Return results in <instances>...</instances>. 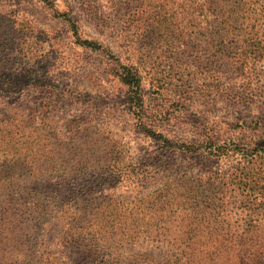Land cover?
I'll use <instances>...</instances> for the list:
<instances>
[{"label": "rangeland", "instance_id": "rangeland-1", "mask_svg": "<svg viewBox=\"0 0 264 264\" xmlns=\"http://www.w3.org/2000/svg\"><path fill=\"white\" fill-rule=\"evenodd\" d=\"M260 127L264 0H0V264H264L235 251L258 201L201 153Z\"/></svg>", "mask_w": 264, "mask_h": 264}, {"label": "trees", "instance_id": "trees-1", "mask_svg": "<svg viewBox=\"0 0 264 264\" xmlns=\"http://www.w3.org/2000/svg\"><path fill=\"white\" fill-rule=\"evenodd\" d=\"M153 3L154 1H163L167 4L170 0H146ZM204 1V0H203ZM220 1L223 0H206V2L212 5H217ZM237 1V0H236ZM207 7H201L198 9L199 17H206ZM66 21H68L73 26V30L78 36L77 23L70 19L68 15H65ZM215 23V21H214ZM214 25V24H213ZM200 28V27H196ZM157 40V39H155ZM83 42L88 47H95L92 42L89 41H80ZM158 42H161L158 40ZM217 49V48H216ZM258 52V51H256ZM221 51L216 50V57H219ZM259 53V52H258ZM132 70H126L122 75V79L126 84H129L131 91L134 92V95L131 97L133 104L138 108H142L144 105L143 99V87H142V77L139 74L138 68L130 66ZM142 109L138 113H142ZM259 135L262 134V138L258 141L252 143H243L241 140H227L222 144L211 143L210 150L202 151L201 153L208 152L210 156L217 155L218 158H223L234 163L230 167L229 171L225 173V179L229 181L230 185L234 187V191L238 192L240 195L245 196L246 198H254L258 203H254L253 206H257V209H253L252 217L254 216H264V128L260 127ZM7 141V140H6ZM5 141V143H6ZM8 142L14 143L15 137H12L11 134H8ZM201 146V144H200ZM18 159V158H15ZM248 244L241 247L238 245L235 250L238 252V256L242 258L248 256L249 259L254 258L255 256H261L264 254V242H257L260 239L248 240ZM230 248V245H228ZM225 251H229L227 245H225ZM225 251H222L224 253ZM221 253V255H222ZM220 255V256H221ZM255 260V261H254ZM253 261L256 262V259ZM235 264V263H234Z\"/></svg>", "mask_w": 264, "mask_h": 264}]
</instances>
